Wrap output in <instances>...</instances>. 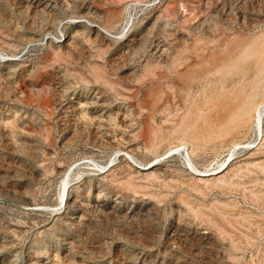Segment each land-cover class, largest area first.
I'll use <instances>...</instances> for the list:
<instances>
[{
  "label": "rangeland",
  "instance_id": "1",
  "mask_svg": "<svg viewBox=\"0 0 264 264\" xmlns=\"http://www.w3.org/2000/svg\"><path fill=\"white\" fill-rule=\"evenodd\" d=\"M263 35L264 0H0V264H264Z\"/></svg>",
  "mask_w": 264,
  "mask_h": 264
},
{
  "label": "bare ground",
  "instance_id": "2",
  "mask_svg": "<svg viewBox=\"0 0 264 264\" xmlns=\"http://www.w3.org/2000/svg\"><path fill=\"white\" fill-rule=\"evenodd\" d=\"M171 10V9H170ZM173 10V9H172ZM169 11V10H168ZM98 23V22H97ZM97 23L96 24H92L94 27H98V25H97ZM88 24H90V23H88ZM115 25V24H114ZM100 27V26H99ZM104 31V30H103ZM106 31L107 32H110V29L108 28H106ZM97 32H98V28H97ZM261 37H262V35H261ZM260 36H259V39L258 40H260V42L262 41L260 38H261ZM263 37H264V35H263ZM133 39V38H132ZM257 40V39H256ZM133 41V40H132ZM263 41H264V39H263ZM68 43V42H67ZM262 43V42H261ZM250 44V43H249ZM255 45V44H254ZM260 45V44H259ZM260 46H262L263 47V43H262V45H260ZM225 47V46H224ZM257 48H258V46H257ZM257 48H255V50L257 49ZM181 49V48H180ZM180 49H178L176 52V54H175V56H174V64L176 65V66H180V67H182L183 65H185V61H187V59L186 60H182L181 58L183 57V55H184V52H182V49L180 50ZM224 49V48H223ZM259 49H260V47H259ZM256 51H258V50H256ZM261 51V50H260ZM262 51H263V48H262ZM157 52V51H156ZM224 52H225V50H224ZM247 52V51H246ZM255 52V51H254ZM259 52V51H258ZM257 52V53H258ZM256 53V55H258ZM263 54H264V51L262 52ZM174 55V54H173ZM255 55V54H254ZM254 55H252V56H254ZM262 55V54H261ZM260 57V56H259ZM262 57H264V56H262ZM255 58V57H254ZM252 59V58H251ZM256 59H257V56H256ZM260 59V58H259ZM262 60V59H261ZM260 60V61H261ZM184 61V62H183ZM230 61V60H229ZM252 61H253V59H252ZM262 62V61H261ZM264 62V61H263ZM255 63V62H254ZM224 64V63H223ZM260 64V63H259ZM259 64H256V65H259ZM208 65V64H207ZM210 65V64H209ZM225 65V64H224ZM223 65V66H224ZM255 65V66H256ZM262 66V65H261ZM152 67V66H151ZM197 67V66H196ZM199 67V66H198ZM197 67V68H198ZM250 67H251V65H250ZM258 67V66H257ZM256 67V68H257ZM97 68V67H96ZM146 68V67H145ZM261 69H262V67H260ZM259 68V69H260ZM264 68V67H263ZM194 69V68H193ZM254 69V68H253ZM149 70H151V69H148V71ZM245 70H246V68H245ZM251 70V69H250ZM95 71V70H94ZM97 71V70H96ZM257 71H258V69H257ZM257 71H255L254 70V72L253 73H256ZM258 72H260V71H258ZM97 73H99V70L97 71ZM209 73V72H208ZM252 73V72H251ZM194 74V73H193ZM249 74V73H248ZM256 74H258V73H256ZM104 74H102L101 76L102 77H104L103 76ZM96 76V75H95ZM100 76V75H99ZM249 76V75H248ZM255 76H257V75H254V77ZM98 77V76H97ZM208 77V76H207ZM217 77V76H216ZM215 77V78H216ZM247 77V76H246ZM100 78V77H99ZM106 78V77H105ZM108 78V77H107ZM244 78V77H243ZM247 78H249V77H247ZM251 78V77H250ZM249 78V79H250ZM253 78V77H252ZM251 78V79H252ZM257 78V77H256ZM208 79V78H207ZM211 79V78H210ZM193 80H195V79H193ZM192 80V81H193ZM245 80H246V78H245ZM202 81H203V79H202ZM205 81V80H204ZM247 81V80H246ZM256 81V80H255ZM207 82V81H206ZM252 82H253V80H252ZM204 83V82H203ZM212 83V82H211ZM241 83H243V82H241ZM240 83V84H241ZM193 84H194V82H193ZM234 85V84H233ZM244 85V84H243ZM197 87V86H196ZM236 87V86H235ZM234 87V88H235ZM239 88H240V86H238ZM242 87V86H241ZM258 87V86H257ZM201 88H202V85H201ZM168 89H171V90H173V93H172V95H173V97H175V99L177 98V96L178 95H180V85L178 84V83H175V84H172V86H170V87H168ZM230 89V88H229ZM241 89V88H240ZM243 89H244V87H243ZM245 89H246V87H245ZM244 89V90H245ZM196 90V89H195ZM235 90H237V88L235 89ZM229 91V90H228ZM171 92V91H170ZM190 92V91H189ZM245 92V91H244ZM247 92V91H246ZM255 92V91H254ZM196 93H198V92H196ZM226 92H224V94H225ZM202 94V93H201ZM200 94V95H201ZM234 94V93H233ZM237 95H238V91H237ZM243 94H241V96H242ZM250 95H252V94H250ZM187 96V95H186ZM236 96V95H235ZM197 97V96H196ZM195 97V98H196ZM218 97V96H217ZM198 98V97H197ZM227 98V97H226ZM237 98V97H236ZM243 98V97H242ZM200 99H202V98H200ZM219 99V98H218ZM217 99V100H218ZM224 99V98H223ZM222 99V100H223ZM228 100H229V98H227ZM233 99V98H232ZM241 99V98H240ZM244 99V98H243ZM96 102H99V104H100V106L104 109V110H106V107H104V104H105V102L104 101H102L101 100V98H96ZM151 100V99H150ZM197 100V99H196ZM221 100V99H220ZM221 100V101H222ZM143 101V100H142ZM173 101V100H172ZM190 101V100H189ZM195 101V100H194ZM213 101V100H212ZM225 101V100H224ZM227 101V100H226ZM241 101V100H240ZM88 102V101H87ZM94 102V101H93ZM92 102V103H93ZM104 102V103H103ZM144 102V101H143ZM192 102V101H191ZM236 102V101H235ZM237 102H239V101H237ZM243 102V101H242ZM198 103H200V101L198 102ZM219 103V102H218ZM234 103V102H233ZM232 103V104H233ZM262 103H263V101H262ZM215 104H217V103H215ZM227 104H229V102L227 103ZM227 104L226 105H224V107L221 109V111H217V114H215L214 112V114H215V116H214V118H212V120L211 121H209L210 123H209V129H210V131L211 132H213L214 134H215V132H216V135L217 136H223V135H226V134H228L230 131H232L233 130V128H235L234 126H235V124L233 125V123H236L235 121L236 120H238V119H242V116H241V114L242 113H244V112H242L243 111V108H240V113L238 114V115H234L233 113H232V111H234V110H230L229 109V107L228 106H230L231 107V105H228L227 106ZM231 104V103H230ZM234 104H236V103H234ZM234 104H233V106H234ZM240 104V103H239ZM259 104H260V102H259ZM85 105V104H84ZM98 105V104H97ZM106 105V104H105ZM190 105H192V104H190ZM199 105V104H198ZM222 105V104H221ZM237 105V104H236ZM242 105V104H241ZM240 105V106H241ZM148 107H149V105H147ZM203 106V105H202ZM239 106V105H238ZM75 108V107H74ZM217 108V110L219 109L218 107H216ZM216 108H214V110L216 109ZM207 109H208V107H207ZM79 110V109H78ZM187 110V109H186ZM244 110H247V109H245L244 108ZM194 111V110H193ZM213 111V110H212ZM196 112V111H195ZM194 112V113H195ZM237 112V111H236ZM191 113V112H190ZM108 114H110V113H108ZM210 114H211V112H210ZM261 114V113H260ZM260 116V115H259ZM191 117V116H190ZM208 117H210V116H208ZM261 117V116H260ZM192 118V117H191ZM246 118V117H245ZM207 119V118H206ZM211 119V117L209 118V120ZM181 121V120H180ZM242 121V120H241ZM259 121H261L260 119H259ZM191 122V121H190ZM202 122V121H201ZM238 123H239V121H238ZM237 123V124H238ZM242 123V122H241ZM259 123V122H258ZM179 124V123H178ZM259 124H261V129L259 130L260 131V135H261V139H263V137H264V134H263V125H262V123L260 122ZM199 125V124H198ZM130 126V125H129ZM178 126V125H177ZM200 126V125H199ZM198 126V127H199ZM259 126V125H258ZM174 127V126H173ZM172 127V128H173ZM259 128H260V126H259ZM204 129V128H203ZM167 131V130H166ZM175 131V130H174ZM207 131V130H206ZM162 132H163V129H161V128H158V127H156L155 125H144V135H145V138L150 142H154V141H156L158 138H159V136L162 134ZM188 132H191V131H189V128H187V129H185V130H183V134H185V136L188 134V136H189V138H190V143H191V145H188V149H184V146L186 145V143H183V144H181V145H177L176 147H174V148H172L171 150L173 151V150H175V151H177V152H183V153H187V155H188V157L192 160L193 159V153L195 152L194 151V145L201 139H199V136L197 135L198 133H195L194 132V130H193V132H191V133H188ZM201 132H203V130L201 131ZM174 133V132H173ZM169 135V134H168ZM180 135V134H179ZM203 135V134H202ZM208 135V134H207ZM206 135V136H207ZM204 136H205V134H204ZM259 136V135H258ZM168 137V136H167ZM174 137V136H173ZM202 137V136H201ZM172 138V137H171ZM160 139H162V138H160ZM170 139V138H169ZM259 139V138H258ZM163 140V139H162ZM160 143H161V141H160ZM163 143V142H162ZM188 144V143H187ZM155 145V144H154ZM157 145V144H156ZM162 145V144H161ZM238 145V144H237ZM152 146V145H151ZM158 146V145H157ZM238 147V146H237ZM123 148V147H122ZM126 148V147H125ZM120 151V150H119ZM124 151V153H120L118 156H119V158L120 159H124V158H132V159H134L133 160V162L135 161V157L133 156V154H131V150L130 151H127L126 149L125 150H123ZM134 152V151H133ZM119 153V152H118ZM117 153V154H118ZM159 157L160 156H157L154 160H152V161H148V163H145L144 164V167L143 168H141V170H145V171H151L152 169H154L155 168V166L157 165L155 162H156V160H158L159 159ZM132 161V160H131ZM138 162V161H137ZM229 167V165L227 166V167H225V168H223V169H218V170H216V171H211V172H201V171H198V172H196L195 173V176L196 177H199L201 180H207V181H209V179H210V177L211 178H213V177H215V176H217V175H219V174H221V173H223L225 170H227V168ZM194 168V167H193ZM194 170V169H193ZM220 179V178H219ZM206 181V182H207ZM219 181H223V179L221 180H219ZM65 194H64V197H66V204L68 203V201H69V196H70V188H69V185H68V183H66V185H65ZM17 194V193H16ZM27 201V200H26ZM24 204V203H23ZM243 236V235H242Z\"/></svg>",
  "mask_w": 264,
  "mask_h": 264
}]
</instances>
